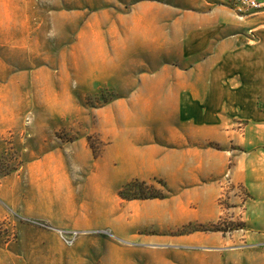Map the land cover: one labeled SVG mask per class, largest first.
<instances>
[{"label":"crops","instance_id":"0c3cea01","mask_svg":"<svg viewBox=\"0 0 264 264\" xmlns=\"http://www.w3.org/2000/svg\"><path fill=\"white\" fill-rule=\"evenodd\" d=\"M228 1L136 0L126 11L95 13L78 31L85 53L72 68L85 88L119 93L115 107L128 102L131 116L175 118L169 128L116 130L130 151L117 167L106 160L99 210H85L83 229L110 234L92 238L88 264H264L262 158L236 155L232 181L245 189L232 188L222 182L230 153L208 146L225 138L235 117L264 120L256 111L264 100V32L253 26L257 13L241 16ZM30 4L0 0L4 116L14 89L42 83L52 68L43 65ZM39 95L28 91L24 100ZM138 179L164 181L168 195L122 199L120 190ZM238 219L246 225L236 229Z\"/></svg>","mask_w":264,"mask_h":264},{"label":"rangeland","instance_id":"374dc122","mask_svg":"<svg viewBox=\"0 0 264 264\" xmlns=\"http://www.w3.org/2000/svg\"><path fill=\"white\" fill-rule=\"evenodd\" d=\"M29 1L33 35L42 39L43 65L52 68L42 74V83L27 90L16 87L14 98L4 103L7 115L0 112V264H88L89 256L84 254L91 248L92 238L110 234L102 232L109 230L83 229L85 210H99L103 188L96 183L101 175L110 173L106 160L114 159L111 166L117 167L119 157L130 151L116 142V130L128 124L169 128L175 118L131 116L128 102L115 107L119 93L108 87L85 88L82 71L75 74L72 68V63L76 67L83 64L85 52L77 44V35L85 20L97 12L126 11L136 0ZM257 14L251 18L255 19L253 26H261L264 32V11ZM28 91L40 98L25 101ZM256 111L264 115V100L256 101ZM208 146L230 153L222 182L232 188L245 189L232 181L236 155L257 152L262 158L257 167L264 172L262 118L235 117L225 138ZM138 181L131 192L126 190V197L168 195L169 189L160 179ZM244 225L242 220L234 221L236 229ZM74 232L79 234L69 245L65 238L73 237Z\"/></svg>","mask_w":264,"mask_h":264},{"label":"built area","instance_id":"2783aa9c","mask_svg":"<svg viewBox=\"0 0 264 264\" xmlns=\"http://www.w3.org/2000/svg\"><path fill=\"white\" fill-rule=\"evenodd\" d=\"M229 5L241 16L264 11V2L259 0H231ZM226 178H230L229 174H227ZM78 234V232H74L73 237L64 238L69 245H73Z\"/></svg>","mask_w":264,"mask_h":264},{"label":"trees","instance_id":"16d2710c","mask_svg":"<svg viewBox=\"0 0 264 264\" xmlns=\"http://www.w3.org/2000/svg\"><path fill=\"white\" fill-rule=\"evenodd\" d=\"M138 183H139V181L138 180H135V181H133V182H131L129 185H127L125 188H123L121 191H120V195H121V197L122 198H125V199H136L138 196H125V192H126V190H129L130 192L132 191V189L136 186V185H138ZM141 184L142 185H147L146 183H144V182H141ZM152 188H154L155 186H151ZM139 197H142V198H145V196H139ZM166 196H165V194H163V195H158V196H152V198H165Z\"/></svg>","mask_w":264,"mask_h":264}]
</instances>
